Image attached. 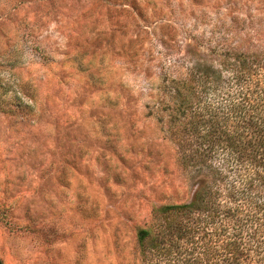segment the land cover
Returning a JSON list of instances; mask_svg holds the SVG:
<instances>
[{"label":"rangeland","instance_id":"obj_1","mask_svg":"<svg viewBox=\"0 0 264 264\" xmlns=\"http://www.w3.org/2000/svg\"><path fill=\"white\" fill-rule=\"evenodd\" d=\"M220 41L264 57V0H0L5 264H144L138 230L195 190L173 65Z\"/></svg>","mask_w":264,"mask_h":264},{"label":"trees","instance_id":"obj_2","mask_svg":"<svg viewBox=\"0 0 264 264\" xmlns=\"http://www.w3.org/2000/svg\"><path fill=\"white\" fill-rule=\"evenodd\" d=\"M239 47L173 65L171 137L195 190L138 230L144 264H264V57Z\"/></svg>","mask_w":264,"mask_h":264}]
</instances>
